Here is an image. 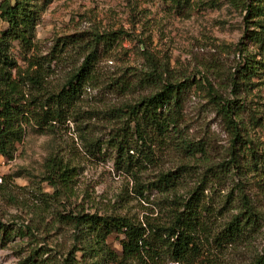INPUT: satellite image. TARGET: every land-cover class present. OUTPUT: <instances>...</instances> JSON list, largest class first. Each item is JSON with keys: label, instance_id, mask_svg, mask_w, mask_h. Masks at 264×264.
I'll list each match as a JSON object with an SVG mask.
<instances>
[{"label": "trees", "instance_id": "trees-1", "mask_svg": "<svg viewBox=\"0 0 264 264\" xmlns=\"http://www.w3.org/2000/svg\"><path fill=\"white\" fill-rule=\"evenodd\" d=\"M42 1L44 5L50 0ZM39 5L37 0H0V23H4L0 26V151L10 153L25 132L24 123H30L39 131L54 133L57 123L75 119L74 112L79 110L78 102L87 85L103 83L119 94L148 89L136 99L92 112L119 121L107 138L115 150L117 167L133 176L138 193L155 189L162 194L163 217L135 219L127 214L100 211L87 194H83L80 201L72 200L76 166L70 158L53 150L43 161V179L53 191H38L40 203L32 207L36 222L30 218L22 219V223L13 227L1 224L3 234L26 236L27 241L31 240L29 245L35 243L33 236L39 224H47L44 213L50 211L52 222L56 226H67L70 234V245L59 257V264H168V261L218 264L210 259L211 246L246 243L253 233L261 232L264 214L253 204L244 184L251 172L259 177L261 181L257 183L264 189V141L254 146L253 139L243 132L244 100L235 97L239 86L251 84L264 66V7L260 0H243L244 21L254 23L255 27L249 28L246 24L238 41V50L243 53L231 76L232 96H224L209 81H204L210 101L230 136L228 158L206 166L201 179L183 193L178 190L187 180L185 176L189 175L190 166L159 170L152 180H142L139 171L154 161L156 145L170 144L188 155L205 154L207 144L180 134L181 97L188 80L167 78L165 67L147 50L142 51L147 60L144 68L103 75L97 67L103 55L100 46L110 52L124 33L123 29L66 33L57 37L58 50L52 55L37 54L33 27ZM13 39L19 42L24 64L12 54ZM248 42L257 45L260 58L254 57L251 51L244 53ZM70 48L78 52L81 60L72 64L61 80L51 83L50 62L58 51ZM257 123L264 128L263 122ZM84 138L91 154L98 155L94 151L98 139ZM240 149L243 151L239 152ZM239 156L245 160L241 161ZM225 179L231 186L219 193L221 204L206 203L204 190ZM234 200L237 204L231 207L237 211L215 224L217 216L224 212L222 207L226 210L225 205ZM110 237L118 238L120 247H114L108 241ZM47 252L36 242L34 247H29L26 260L28 264L46 263L42 255ZM246 264H264V250L255 252Z\"/></svg>", "mask_w": 264, "mask_h": 264}, {"label": "rangeland", "instance_id": "rangeland-1", "mask_svg": "<svg viewBox=\"0 0 264 264\" xmlns=\"http://www.w3.org/2000/svg\"><path fill=\"white\" fill-rule=\"evenodd\" d=\"M37 1L40 5L33 27L37 54L52 55L58 50L57 37L66 33L123 29L124 33L110 52L100 46L103 55L98 59L97 67L103 75L144 68L147 60L142 51L147 50L165 67L167 78L188 80L181 97L183 120L179 125L180 134L207 144L206 152L188 155L170 144L156 145L154 161L146 162L147 166L139 171L142 180L154 179L159 170L188 165L186 185L182 184L178 190L183 193L201 179L206 166L228 158L230 136L210 101L204 81H209L224 96H232L231 76L243 53L237 44L246 24L249 28L255 27L254 23L244 21L243 0H50L44 5L42 0ZM260 2L264 7V0ZM3 25L1 22L0 26ZM10 49L17 61L24 64L17 39L11 41ZM246 51L254 53L256 58L261 57L257 45L251 42L245 45L244 53ZM58 53L50 62L52 72L48 78L51 83L61 80L72 64L82 58L73 48ZM144 92L148 89L119 94L103 83L87 85L78 102L79 110L74 112L75 119L57 123L54 133L42 132L30 123H24L21 140L8 155L3 153L8 160L0 167V226L13 227L22 223V219L27 221L30 218L36 222L32 207L40 203L38 191H53L43 179L44 158L53 150L70 158L76 166L72 200L80 201L82 195L87 194L100 211L127 214L135 219L146 216L162 218V194L155 189L138 193L133 176L117 167L115 150L107 138L118 127L119 121L92 112L136 99ZM235 97L244 100L241 110L243 132L253 139L254 146L260 145L264 141V128L257 121L264 123V66L252 78L251 84L239 86ZM85 136L98 139V146L94 148L98 155L87 149ZM239 157L241 161L245 160V157ZM258 179L250 172L244 185L253 204L264 214V189ZM230 186V181L225 179L207 187L204 190L206 203L220 205L219 193H224ZM236 204L234 200L225 205L226 210L222 207L224 212L217 216L215 224L237 211L231 207ZM51 217V212L45 211L47 224H39L33 236V240L48 251L42 255L46 263L39 264H59V257L70 245L67 226H56ZM2 229L0 264H28L29 247H34L36 242L29 245L31 240L27 241L26 236H6ZM108 241L114 247H120L118 238L110 237ZM210 248V259L215 263L246 264L255 252L264 250V227L261 232L253 233L246 243ZM51 259L58 261L52 262ZM168 264L186 263L168 261Z\"/></svg>", "mask_w": 264, "mask_h": 264}, {"label": "built area", "instance_id": "built-area-1", "mask_svg": "<svg viewBox=\"0 0 264 264\" xmlns=\"http://www.w3.org/2000/svg\"><path fill=\"white\" fill-rule=\"evenodd\" d=\"M7 157L0 151V167L2 165H4L7 162ZM1 177H0V181H1Z\"/></svg>", "mask_w": 264, "mask_h": 264}]
</instances>
